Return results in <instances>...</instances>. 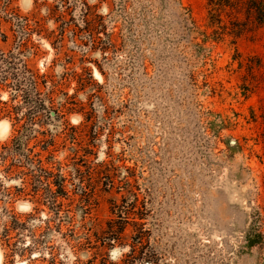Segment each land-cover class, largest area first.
<instances>
[{
  "label": "rangeland",
  "instance_id": "1",
  "mask_svg": "<svg viewBox=\"0 0 264 264\" xmlns=\"http://www.w3.org/2000/svg\"><path fill=\"white\" fill-rule=\"evenodd\" d=\"M5 5L0 264H264V23L239 4L215 35L207 0ZM26 151L60 171L21 181ZM60 180L57 218L26 194Z\"/></svg>",
  "mask_w": 264,
  "mask_h": 264
},
{
  "label": "trees",
  "instance_id": "2",
  "mask_svg": "<svg viewBox=\"0 0 264 264\" xmlns=\"http://www.w3.org/2000/svg\"><path fill=\"white\" fill-rule=\"evenodd\" d=\"M11 4V0H6V5L3 7V12L7 13L9 6ZM243 5V9L245 11V13L247 14L248 19L251 17L256 23L258 24H263L264 23V0H207V19H208V25L209 27L213 28V33L215 35H221L223 34V29H225V32L227 30V27L225 24H223L221 22V14H225L227 18H229V16L233 13V11L236 9L237 5ZM83 8L84 11L87 12L89 15V12L91 10V8L84 3L83 4ZM17 18V16H16ZM234 21H232V19L229 20L228 24L231 25L232 29L229 30V33L236 35V33L238 32L239 27L236 26L234 23ZM241 26V24L239 25ZM26 28V26H24L22 29L24 30ZM227 33V34H229ZM5 38V36H4ZM91 43L94 44L93 42V37L91 36ZM12 58H6L5 55L0 51V65H9V67L6 70H13L14 68L11 67V63L13 64V62L9 61ZM14 65V64H13ZM25 67H24V74L22 75V81L21 82H26L29 90L28 92H26L27 95H30L31 92L35 93V83L31 80V78H26L27 76V70L25 71ZM13 75V74H11ZM25 75V77H24ZM21 77L19 78V75H14V80H20ZM7 77H6V72H4L3 74H1L0 76V81H6ZM29 83H28V82ZM20 81H17V85H15L14 87H17L18 89L21 87ZM17 140H15L14 142H16ZM17 145V143H15V146ZM50 146V145H48ZM48 146L46 148L43 149L47 150ZM17 148H19L17 146ZM27 155H20V157H23V160L26 161L27 163H30L31 165V169L26 168L25 171L22 170L21 168H23V163H20L21 165H16V173L19 178H21V181L24 180H32L33 185H37V183L39 182V180H41L42 178L46 177L47 179L49 178H53L55 177L54 172L55 171H60V167L59 164L55 165L56 163H52L51 161L47 160L48 157L51 156V154L49 153L50 156L46 157L45 159H43L41 153L37 152L34 153L33 155H29V151ZM19 155V154H18ZM32 156V157H30ZM51 158V157H50ZM63 181V180H62ZM61 180L60 181H55L53 182V185L56 187L55 190H52V188H50V185L48 184L45 188V190L41 193H39L40 191L33 186L32 190H30L31 194H26V195H31L32 198H36L37 203L42 204L47 206V208L54 214V216H56L57 218H59V213L61 211L62 208V202L61 200L63 199H70L67 192L64 190V186H63V182ZM24 183V182H22ZM25 183H27L25 181ZM25 188L24 186L20 187L18 189L19 194H25ZM113 208H115L113 206ZM12 219V226L16 227V230H22L24 228V224L15 216L11 217ZM59 221V220H58ZM96 222H92L91 223V227H96ZM107 227H109V235H104L103 238H100V235L98 233V231H94L93 236L95 238L96 242L100 243V247H103L104 245L107 246L106 242H114V241H118L119 236L116 235L113 230L114 228V222L113 220L109 221L106 223ZM13 227H10L13 229ZM9 232V229H5L4 230V237L7 236V233ZM91 232V231H89ZM112 232V233H110ZM72 234L74 235L72 230H68V234ZM69 237H72L71 235H69ZM84 241H86L83 244H78L77 247L78 248H83L84 244L90 245V237L89 234L86 235H82ZM103 240V243L101 244V241ZM6 241V239L4 240ZM111 244L108 245V247ZM28 247V246H27ZM93 248H96L95 245H93ZM135 253V249L134 251L131 252V255ZM132 259H134V257H132ZM133 262V261H131Z\"/></svg>",
  "mask_w": 264,
  "mask_h": 264
},
{
  "label": "clouds",
  "instance_id": "3",
  "mask_svg": "<svg viewBox=\"0 0 264 264\" xmlns=\"http://www.w3.org/2000/svg\"><path fill=\"white\" fill-rule=\"evenodd\" d=\"M120 253V250H116V252L113 253V258L115 259Z\"/></svg>",
  "mask_w": 264,
  "mask_h": 264
},
{
  "label": "bare ground",
  "instance_id": "4",
  "mask_svg": "<svg viewBox=\"0 0 264 264\" xmlns=\"http://www.w3.org/2000/svg\"><path fill=\"white\" fill-rule=\"evenodd\" d=\"M2 126H3V125H2ZM3 127H4V126H3ZM6 129H7V127H6ZM6 129H5V130H6ZM4 132H5V131H4Z\"/></svg>",
  "mask_w": 264,
  "mask_h": 264
}]
</instances>
